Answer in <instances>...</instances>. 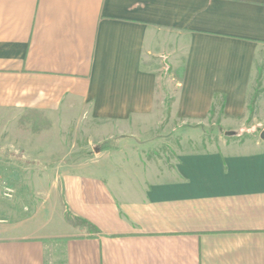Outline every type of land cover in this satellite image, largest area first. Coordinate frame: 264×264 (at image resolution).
<instances>
[{"label": "crops", "instance_id": "crops-1", "mask_svg": "<svg viewBox=\"0 0 264 264\" xmlns=\"http://www.w3.org/2000/svg\"><path fill=\"white\" fill-rule=\"evenodd\" d=\"M263 51L264 0H0V113L122 140L109 166L59 163L40 200L0 198V264H264V125L216 144L174 129L212 110L244 126Z\"/></svg>", "mask_w": 264, "mask_h": 264}, {"label": "rangeland", "instance_id": "rangeland-1", "mask_svg": "<svg viewBox=\"0 0 264 264\" xmlns=\"http://www.w3.org/2000/svg\"><path fill=\"white\" fill-rule=\"evenodd\" d=\"M262 56L255 63V77L253 79L255 92L252 98L248 99V120L244 126L238 128V125H220V115L212 110L207 121L194 124L179 123L174 129H177L179 134L183 132L195 134L196 137H193L196 139L195 143L201 142L203 144L206 142L216 144L218 135L224 137L226 134L227 139H239L237 136L258 133L264 125V107L254 109V101L255 96L261 93L264 86V51ZM180 77L181 67L174 70L172 76L164 75L161 81L165 86L164 89L166 85L171 83L174 86V89H172L174 93L176 90L175 83L178 82ZM169 92H166L164 99L170 100L172 93ZM219 101L220 98H218ZM77 117L71 115L69 125H59L56 128L50 119L38 114L5 115L0 113V181L2 184L9 185L14 189V195L10 199L3 197L0 190V198L10 201L18 196L27 200L31 198L40 200L47 189L51 188V184H54L61 175L57 172L56 166L62 161L65 163L78 162V160H100L99 162L102 165L114 164L113 160L117 157L113 156L116 155L102 156L101 152L117 150L122 143L121 138L111 136L104 139L106 132L97 133L94 130L100 124L86 125L83 124L82 117ZM171 127L170 124L161 125L158 134L167 135L172 129ZM175 131L173 130L171 133ZM98 138H102V140ZM108 140H114L113 144L116 145V149L102 150L100 148V145ZM181 142L182 137L177 141L175 139H165L158 150L161 158L168 161L172 147L176 145L175 143L180 144ZM126 143L129 144L130 142ZM53 146L56 147L52 148ZM158 151H156L157 154ZM96 171L98 172V170ZM96 171L94 172L97 173ZM27 209L28 211L25 213L31 214L32 206H28Z\"/></svg>", "mask_w": 264, "mask_h": 264}, {"label": "built area", "instance_id": "built-area-1", "mask_svg": "<svg viewBox=\"0 0 264 264\" xmlns=\"http://www.w3.org/2000/svg\"><path fill=\"white\" fill-rule=\"evenodd\" d=\"M0 190H1V195L5 198H12L14 195V189L6 184H2L0 181Z\"/></svg>", "mask_w": 264, "mask_h": 264}, {"label": "trees", "instance_id": "trees-1", "mask_svg": "<svg viewBox=\"0 0 264 264\" xmlns=\"http://www.w3.org/2000/svg\"><path fill=\"white\" fill-rule=\"evenodd\" d=\"M114 140H108L100 145L102 150L116 149V145L113 144Z\"/></svg>", "mask_w": 264, "mask_h": 264}, {"label": "water", "instance_id": "water-1", "mask_svg": "<svg viewBox=\"0 0 264 264\" xmlns=\"http://www.w3.org/2000/svg\"><path fill=\"white\" fill-rule=\"evenodd\" d=\"M260 138L264 140V128L260 131Z\"/></svg>", "mask_w": 264, "mask_h": 264}]
</instances>
